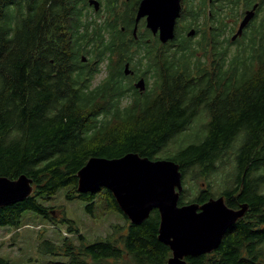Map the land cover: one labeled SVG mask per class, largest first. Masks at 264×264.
Wrapping results in <instances>:
<instances>
[{"label":"trees","instance_id":"trees-1","mask_svg":"<svg viewBox=\"0 0 264 264\" xmlns=\"http://www.w3.org/2000/svg\"><path fill=\"white\" fill-rule=\"evenodd\" d=\"M87 1L0 0V175L26 174L34 184L25 200L0 208V226L19 228L27 210L57 220L38 198L51 199L62 187L71 189L68 199L87 202L88 213L99 202L128 221L107 188L79 193L77 174L92 156L137 152L178 162L183 184L188 174L194 180L234 171L218 196L232 208L247 203L248 211L218 249L187 260L264 264V1L258 25L234 51L230 37L226 46L221 39L223 20L199 47L179 33L167 43L134 41L120 28L128 29L125 20H110L107 2L98 21ZM127 61L136 74L144 70V92L125 75ZM104 62L106 76L95 83ZM187 192L184 186L180 205L216 197L209 189L193 198ZM65 220L80 242L45 240L40 251L68 257L49 264H167L171 255L158 239V210L92 242Z\"/></svg>","mask_w":264,"mask_h":264},{"label":"water","instance_id":"water-1","mask_svg":"<svg viewBox=\"0 0 264 264\" xmlns=\"http://www.w3.org/2000/svg\"><path fill=\"white\" fill-rule=\"evenodd\" d=\"M89 4L95 10L100 8L98 0H89ZM254 11L247 12L233 39L242 34ZM179 13V0H143L137 22L147 16V27L153 33L159 32L160 41L167 43L175 38ZM194 34L195 30H191L188 36ZM82 60L86 61L87 56L83 55ZM124 73H133L129 62L124 66ZM134 86L144 92L145 78L141 77ZM77 175L79 193H97L107 188L133 224L143 223L153 210H158V239L171 250L167 264H189L188 257L218 249L227 230L244 217L249 208L247 203L232 208L224 196L180 205L184 189L180 164L166 158L150 159L137 152L114 158L92 156ZM33 191V179L26 174L17 179L0 175V208L25 200Z\"/></svg>","mask_w":264,"mask_h":264},{"label":"rangeland","instance_id":"rangeland-1","mask_svg":"<svg viewBox=\"0 0 264 264\" xmlns=\"http://www.w3.org/2000/svg\"><path fill=\"white\" fill-rule=\"evenodd\" d=\"M199 2L200 0H196V5ZM89 11H91L92 16H98V21L105 18V7L101 6V14H99L100 12L96 13L93 7H89ZM260 17L259 15L258 21ZM205 20L206 16L204 18V15L201 14L198 19L201 25L203 22H206L207 26L212 23L210 20ZM142 31H144V28H142ZM229 35L230 33L226 37H229ZM198 38L195 37L193 40L196 41ZM199 40H201V37ZM198 45L196 44L197 47H199ZM231 45L230 48L234 51L236 46L233 43ZM197 53L198 55L201 54V52ZM100 69L94 80L95 83L100 82L106 76L105 62L100 65ZM141 71L144 72V70ZM202 121L204 119H199L194 123V128L200 129ZM186 138L195 139L196 133H189ZM190 176L191 174H188L184 184L188 189L189 198H193L201 188L209 189L218 197L222 190L232 184L234 171L209 174L205 179L196 178L192 180ZM203 182H206V184ZM70 190V187H62L51 199L38 198L41 204L49 208L53 207L54 216L58 218L57 220L51 221L41 214L27 210L22 214L19 228L9 225L0 226V258L8 260L10 264H49L50 262L67 261L68 257L66 255H53L40 251V245L45 240H51L58 245H61L66 238L75 244L80 242L79 235L76 231L69 230L71 223L65 219L73 221L88 242L107 236L113 231V227L122 228L123 231L126 230L130 220L126 221L121 213L108 210L98 202V207L93 214H90L86 211L87 202L79 198H67ZM98 201H102L101 198Z\"/></svg>","mask_w":264,"mask_h":264},{"label":"flooded vegetation","instance_id":"flooded-vegetation-1","mask_svg":"<svg viewBox=\"0 0 264 264\" xmlns=\"http://www.w3.org/2000/svg\"><path fill=\"white\" fill-rule=\"evenodd\" d=\"M98 1L100 2L99 10H95L94 6L89 4V0L87 2L89 7H93L96 13L100 12L101 6L105 7V2H107L109 7V9L107 10L108 17L111 21L115 19L125 20V24L127 25L128 29L126 30L124 24H121L120 28H122V30L126 32L129 39L140 41L141 37H143L142 39L146 41H150L152 38L156 40L159 39L160 41L159 32L153 33V31L147 27V16L141 17L137 22V16L143 0ZM263 1L264 0H200L198 5H196V0H179L180 13L175 26V35L179 33L184 36V39L190 38L194 45L199 44L198 46H202L204 42L208 40L209 36H211L214 21L220 19L228 25L227 28L225 25L226 30L221 28V32L223 31L222 35H224L221 38L223 40V44L226 46V36H228V34L230 33V41L233 43V45H236L242 37H244L246 34H248V32L251 31V28L258 25L259 15L262 16L263 14V12L261 11L262 7L260 6L261 2ZM252 10H255L254 16L243 29V32L241 34L242 36L233 39V36L235 35V33H237L240 24L247 15V12ZM88 12H90L91 14V11ZM101 13L102 12H100L99 14ZM201 14L204 15V18L206 16L205 21L210 20L212 23L207 26L206 22H203L201 25L198 21ZM135 27H137L136 35ZM142 28H144V31H142ZM191 30H195V34L192 37L188 36V33ZM203 34H205L206 39L203 38ZM195 37H201V40H199L198 38L196 39V41H194L193 39ZM127 62H125L124 64H126ZM131 69L133 73L126 76H129L131 78L132 84L134 86L135 82H137L141 77L145 78V75H143V71L136 74V71L132 67ZM134 88L137 89L135 86Z\"/></svg>","mask_w":264,"mask_h":264}]
</instances>
